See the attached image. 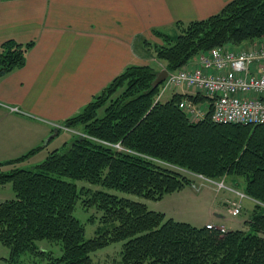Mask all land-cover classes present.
I'll return each mask as SVG.
<instances>
[{"label":"trees","instance_id":"16d2710c","mask_svg":"<svg viewBox=\"0 0 264 264\" xmlns=\"http://www.w3.org/2000/svg\"><path fill=\"white\" fill-rule=\"evenodd\" d=\"M155 35L162 40L154 45L156 59L177 71L215 47L264 39V0H232L206 19L177 22L174 34ZM33 46L12 39L0 46V80L25 65ZM158 72L153 65L125 68L81 113L66 119L69 127L83 125L84 135L38 165L2 170L41 147L0 163V186L11 183L15 192L0 202V243L10 250L9 264L26 254L46 256V264H94L92 253L121 241L122 264H264V124L214 121V100L199 91L157 100ZM183 101L201 115L182 108ZM181 170L212 179L243 177L245 193L256 201L245 227H196L107 190L159 200L194 184ZM78 203L95 208L100 218L92 238L76 216ZM42 240L60 245L61 253L41 247Z\"/></svg>","mask_w":264,"mask_h":264},{"label":"crops","instance_id":"0c3cea01","mask_svg":"<svg viewBox=\"0 0 264 264\" xmlns=\"http://www.w3.org/2000/svg\"><path fill=\"white\" fill-rule=\"evenodd\" d=\"M231 1L0 0V46L10 39L34 42L25 65L0 80V102L23 111L0 105V163L40 147L27 160L44 158L49 148L69 143L74 136L55 124L81 113L128 66L155 65L152 44L161 40L155 31L174 34L177 22L206 19ZM200 185L195 189L202 192ZM221 196L211 208L224 221L220 210L234 197Z\"/></svg>","mask_w":264,"mask_h":264},{"label":"rangeland","instance_id":"374dc122","mask_svg":"<svg viewBox=\"0 0 264 264\" xmlns=\"http://www.w3.org/2000/svg\"><path fill=\"white\" fill-rule=\"evenodd\" d=\"M157 44H162V40H160ZM154 45L155 44H152L153 48L151 49V51H153L154 55L156 56ZM195 59H198V57L195 56L192 60ZM157 61L158 62L153 66L159 69L160 71L161 69L164 68L163 66L165 63L158 59ZM184 91L186 93H189L190 91H194V90L186 88L184 89ZM200 92L204 93L205 95H208L206 91H200ZM172 93H173L172 91L166 92L162 100L169 99ZM0 105L5 106L9 111L12 112H20V113L23 112L20 107L14 104L10 105L4 102L3 103L0 102ZM65 121L66 119L61 123L55 124V128L57 129V131L59 132L64 131V133L67 132L71 133L69 136L84 135L83 125H77L72 128L67 126L65 124ZM116 144H120V143H116ZM120 147L124 148L121 144ZM49 149L44 154V158L40 157L43 154H37L36 156L30 158L29 160L22 161L17 165L3 166L2 170H6V169L11 170L13 167H17V166H31V167L36 166L39 163H41L43 159L45 160L48 157L49 153L56 148L52 147L50 150ZM184 172L190 174L191 178L194 180V184L192 186H187L183 190L176 191L171 194H167L162 199L159 200L146 199L142 196L133 193H127L112 188L107 190L121 197H126L135 201L144 202L146 203V205L150 210L163 212L167 218L171 217L177 221L188 222L196 227H204L206 225H212L213 227H218L216 222L223 223L226 226V228L229 227L230 229H243L245 227L244 224L245 220H247V218L250 216L251 210L254 209V205L256 201L245 193L244 190H246V183H245L246 180L243 177L234 176V175L231 176L224 175L220 178L212 179L204 175H198L187 171ZM78 184L91 186L94 189L101 188V186L99 185H93L85 181H78ZM198 185H200V190H202V192L199 190L196 191L195 187H197ZM222 192L227 193L232 197H234L233 199H228L231 200L232 202L239 201L241 199V203L243 207L240 215L238 216L231 215L229 212V207L226 204V208L220 210L221 212L223 211L224 213V221H220L218 217L215 216L211 206L212 204L215 206L216 203L217 204L219 203L218 200L220 201L222 197L221 196ZM242 194L245 195L243 198H241ZM12 198H15V192L12 188V184L8 183L6 185L0 186V200L5 201ZM75 213L86 229V237L87 238L94 237L96 235L98 227L100 226V218L98 217V215L97 217L94 216L96 215V209L93 207L86 209L85 207H83L78 203ZM39 244L41 247H45L46 250L53 251L55 254L61 253V247L58 244H54V243L52 244L47 240L39 241ZM123 244H124L123 241L113 242L101 249L96 250L94 253L91 254L94 264H122L120 251L122 250ZM9 258H10L9 248L0 243V264H9ZM47 262L48 261L46 256L26 254L22 256L21 261L19 263H11V264H46Z\"/></svg>","mask_w":264,"mask_h":264},{"label":"built area","instance_id":"2783aa9c","mask_svg":"<svg viewBox=\"0 0 264 264\" xmlns=\"http://www.w3.org/2000/svg\"><path fill=\"white\" fill-rule=\"evenodd\" d=\"M197 57L198 59L169 73L157 100L168 91L186 88L206 91L214 100V121L264 124V41L239 50L219 46ZM181 107L189 109L196 117L201 115L189 101H183ZM104 143L125 150L120 144ZM244 196L242 194L241 198ZM242 207L241 199L231 201L229 212L238 216Z\"/></svg>","mask_w":264,"mask_h":264},{"label":"water","instance_id":"95a60500","mask_svg":"<svg viewBox=\"0 0 264 264\" xmlns=\"http://www.w3.org/2000/svg\"><path fill=\"white\" fill-rule=\"evenodd\" d=\"M168 70L166 68L161 69L158 73H157V77L155 79V81L153 82V87L156 88L158 87L162 82L165 81V79L168 77Z\"/></svg>","mask_w":264,"mask_h":264}]
</instances>
